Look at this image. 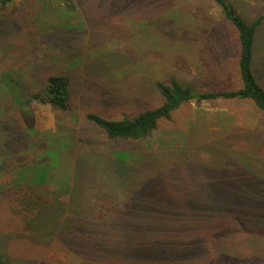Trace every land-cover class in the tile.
Returning <instances> with one entry per match:
<instances>
[{
	"label": "rangeland",
	"instance_id": "rangeland-1",
	"mask_svg": "<svg viewBox=\"0 0 264 264\" xmlns=\"http://www.w3.org/2000/svg\"><path fill=\"white\" fill-rule=\"evenodd\" d=\"M230 1L248 22L264 14V0ZM240 52L237 29L213 0L4 5L0 84L8 73L29 95L49 76L65 75L71 95L68 112L34 100L25 115L0 85V249L7 264H264V112L253 101H188L142 140L111 139L85 118L89 111L131 117L160 105L157 80L198 92L243 87ZM253 59L264 87V20ZM117 151L131 154L126 177L115 170ZM39 161L50 168L51 188L69 185L60 196L66 211L40 214L53 218L54 211L68 223L82 211L96 218L91 237L20 210L11 181L38 180L42 168L21 169ZM74 170L83 173L80 197Z\"/></svg>",
	"mask_w": 264,
	"mask_h": 264
},
{
	"label": "trees",
	"instance_id": "trees-1",
	"mask_svg": "<svg viewBox=\"0 0 264 264\" xmlns=\"http://www.w3.org/2000/svg\"><path fill=\"white\" fill-rule=\"evenodd\" d=\"M10 1L12 0H0V9ZM214 1L220 6L224 17L232 23L238 31L241 43L239 67L241 78L244 81L243 87L221 92H198L189 84H183L176 79H172L169 82L157 80L155 82V86L164 98L163 103L160 105L152 108H143L136 115L131 117L125 115L119 119H109L96 112L89 111L85 114V118L103 129L107 136L111 139L142 140L150 136L158 128V124L161 119H170L174 110L191 100L205 101L218 97L247 99L253 101L258 108L264 112V87L258 81L253 70L254 42L257 30L264 20V14L259 15L255 20L248 22L232 1ZM12 77H10L8 73L4 74L1 84H4L5 87L8 86L10 98L20 113L31 115L33 113L31 103L34 100L50 104L55 108L66 110V112L71 109L69 78L67 76L51 75L48 77L46 86L42 90L35 91L29 95L24 93L19 80ZM15 79L16 81H14ZM34 129V127L29 126L26 131L29 133ZM19 141L22 142L21 139H19ZM45 154L47 155L46 150ZM130 158L131 154L129 152H116L115 160L118 165L115 163V167L118 169L115 168V170L119 176L126 177L127 174H129L125 173L127 171H124L123 169L125 168L126 161ZM28 164H26L21 170L37 166V169L42 168L44 171L40 173L38 180L26 181L23 177L22 179L19 177L12 179V186L9 188L11 189V193L15 195L16 201L20 206V210L28 214V217L41 216V219H37L39 222L42 221L43 217L44 223L48 224H50V221L54 219L52 222L54 223V228L58 227L66 231L84 232L86 236L91 237L90 232L92 228L89 227V223H94L92 221H96V218H93L88 214L85 215L82 211H80L78 215H81V217L70 218L68 223H64L61 216L56 218L54 214V211H57L59 208L60 212H63L64 209L66 211L60 196L65 195V191L63 192V190L68 188L69 185H61L60 188L56 189L51 188V186L48 185L50 176V168L48 164L41 163V161ZM52 164L57 165L54 163ZM21 170H19L18 173ZM82 175L83 173H81L80 170H78V173L74 170V176L76 179V187L74 188L75 195H78L80 192L78 184H80L83 180ZM117 185L119 186L120 184L117 183ZM78 196L80 197V195ZM48 207H56L52 212L53 218H48V215L46 214H40L46 208L48 209ZM112 220L113 219L111 218L109 222H112ZM0 264H7L6 256L1 249Z\"/></svg>",
	"mask_w": 264,
	"mask_h": 264
},
{
	"label": "crops",
	"instance_id": "crops-1",
	"mask_svg": "<svg viewBox=\"0 0 264 264\" xmlns=\"http://www.w3.org/2000/svg\"><path fill=\"white\" fill-rule=\"evenodd\" d=\"M214 1V0H213ZM215 2V1H214ZM216 3V2H215ZM218 5V4H217ZM219 6V5H218ZM220 7V6H219ZM221 9V8H220Z\"/></svg>",
	"mask_w": 264,
	"mask_h": 264
}]
</instances>
